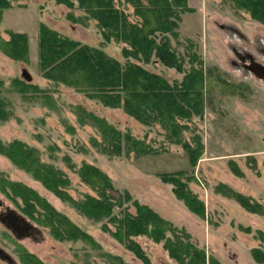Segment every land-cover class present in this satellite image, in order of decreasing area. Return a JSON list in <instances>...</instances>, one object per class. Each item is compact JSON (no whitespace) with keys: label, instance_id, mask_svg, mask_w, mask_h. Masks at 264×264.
I'll list each match as a JSON object with an SVG mask.
<instances>
[{"label":"rangeland","instance_id":"1","mask_svg":"<svg viewBox=\"0 0 264 264\" xmlns=\"http://www.w3.org/2000/svg\"><path fill=\"white\" fill-rule=\"evenodd\" d=\"M116 2L130 19H137L131 5ZM190 6L193 11L182 14L178 35L171 41L184 56L186 71L201 66L205 76L203 113L184 120L189 126L185 137L190 139L196 132L203 142V152L195 165L180 144L168 142L160 125L143 124L122 107L106 106L72 86L43 76L38 59L40 23L89 46L101 47L122 63L126 61L123 43L106 41L93 19L87 25L67 19L69 8L55 0H13L3 11L0 36L8 39V29L25 32L29 59L16 60L0 51V110L5 115L0 116V141L7 145L19 140L34 147L42 161L68 177L66 190L75 200L96 194L77 172L84 162L93 164L110 177L114 197L129 192L132 200L148 204L177 227L185 228L207 256H214L222 264H263L253 258L251 250L264 249V243L256 238L258 231L264 232V214L248 210L227 194L239 192L264 207V77H258L252 68L240 67V62L264 65V52L258 42L264 41V23L249 11L234 8L230 0H193ZM74 13L82 11L75 8ZM141 64L170 82L181 81L185 74L155 58ZM23 70L31 75L30 81L23 77ZM18 80L39 90L30 88L23 93ZM82 111L104 118L122 133L145 140L157 152L141 156L124 150L120 155L101 152L93 143L94 139L100 140V131L91 122L82 121ZM177 171L183 172L182 179L204 202L203 215L191 211L175 195L173 184L160 176ZM6 180L33 189L88 237L56 238L49 226L33 220L28 214L33 206L27 205L18 189H11ZM28 201L42 210L33 197ZM0 202L2 208L22 214L37 229L35 236L17 238L0 223V248L13 259L8 262L0 257V264H36V260L39 264H116L111 256L123 264H179L162 242L143 235L136 241L148 260L140 259L112 235L115 225L108 218L97 221L84 215L1 151ZM131 203L115 207L114 213L120 215L127 208L135 212Z\"/></svg>","mask_w":264,"mask_h":264},{"label":"trees","instance_id":"2","mask_svg":"<svg viewBox=\"0 0 264 264\" xmlns=\"http://www.w3.org/2000/svg\"><path fill=\"white\" fill-rule=\"evenodd\" d=\"M13 0H0V23L3 11ZM133 7L137 19L117 4L116 0H55L69 11L66 18L72 22L87 25L90 19L96 21L103 38L124 44L122 54L126 61L108 55L101 47H93L78 40L62 35L57 30L40 23L38 36L39 68L43 76L56 82H62L96 98L104 105L122 107L123 110L139 122L146 125H160L170 143L180 144L188 153L190 161L196 164L203 152V142L195 132L190 139L185 137L189 129L184 120L201 115L205 105L203 67H191L186 71L184 56L172 45V37L178 35L181 16L193 11L189 0H120ZM234 8L245 9L257 20L264 23V0H230ZM75 8L82 11L76 15ZM9 38L0 36V51L16 60L28 61L29 44L25 32L8 29ZM196 58V56H194ZM153 58L168 67L185 72L181 81L170 82L166 77L148 70L141 61L149 63ZM201 65L202 62L196 58ZM193 57L190 58V61ZM21 92L39 90L37 86L23 80L17 81ZM3 101L0 100V109ZM82 121L91 122L100 131V140L94 139V145L109 155H120L122 151L133 152L136 156L152 154L157 151L143 139L130 133H122L104 118L82 111ZM0 116L5 117L0 110ZM87 119V121H85ZM89 119V120H88ZM0 151L16 165L27 172L46 188L63 199L69 200L84 215L100 221L108 218L115 225L112 235L131 250L137 257L147 261V253L136 241L137 236H146L157 243H163L169 256L179 264H222L214 256H207L203 248L198 247L185 228L174 225L148 204L132 200L129 192L114 197L115 191L110 177L99 167L84 162L77 170L81 179L96 192L86 194L81 199H73L66 187L69 179L62 170L40 159L38 151L26 143L14 140L5 145L0 141ZM165 182L173 184V192L182 199L187 207L199 214L205 213L204 202L193 192L183 178V172L162 173ZM11 189L17 190L33 206L28 214L40 224L49 226L56 238L62 240L86 239L87 232L57 211L45 199L30 187L6 180ZM5 185V189L6 186ZM225 186V185H222ZM219 187V186H218ZM1 189L6 190L1 186ZM220 189V188H218ZM24 192H29L25 193ZM227 194V192H222ZM227 195L239 201L245 208L264 214V207L239 192ZM33 197L41 211L30 204ZM131 201L135 212L127 208L120 215L114 208ZM35 212V214H34ZM106 230L111 231L105 226ZM256 238L264 243V232L258 231ZM253 258L264 264V249L254 247ZM116 264H123L118 257L111 256ZM40 261L36 260V264Z\"/></svg>","mask_w":264,"mask_h":264},{"label":"flooded vegetation","instance_id":"3","mask_svg":"<svg viewBox=\"0 0 264 264\" xmlns=\"http://www.w3.org/2000/svg\"><path fill=\"white\" fill-rule=\"evenodd\" d=\"M258 42H259V44L261 43L262 47L260 49L264 52V41L259 39ZM244 58L247 59V56ZM240 65H241L240 67H242L244 69L252 68L253 72L258 77H264V65H262V64L248 65L245 62L244 63L240 62ZM20 216H23V215L18 213L15 210L9 208V207L2 208L1 202H0V223L1 224H3L7 229H9L13 233V235L16 236L17 238H22L25 236H31V237L35 236L36 231H37L35 226L26 218L25 219L29 222V224L33 225L34 227L30 226L29 224H23L20 221ZM23 217H25V216H23ZM7 225L10 226V228H8ZM1 250H3V249L0 248V251ZM5 254H7V253L5 252ZM1 256H3V255L0 253V257ZM7 256H8V258L7 257L6 258L2 257V258L7 260L8 262H13V259L8 254H7Z\"/></svg>","mask_w":264,"mask_h":264},{"label":"water","instance_id":"4","mask_svg":"<svg viewBox=\"0 0 264 264\" xmlns=\"http://www.w3.org/2000/svg\"><path fill=\"white\" fill-rule=\"evenodd\" d=\"M23 77L27 80V81H30L31 80V75L29 74V72L27 70H23ZM20 221L23 223V224H29V222L25 219V217L23 216H20ZM30 226L34 227L33 225L29 224ZM8 228H10V226L7 225ZM14 230V229H13ZM12 230V231H13ZM0 253L3 255L1 257H4V258H8L7 254H5V252L3 250L0 251Z\"/></svg>","mask_w":264,"mask_h":264},{"label":"crops","instance_id":"5","mask_svg":"<svg viewBox=\"0 0 264 264\" xmlns=\"http://www.w3.org/2000/svg\"><path fill=\"white\" fill-rule=\"evenodd\" d=\"M192 1H193V0H189V4H190V5L192 4Z\"/></svg>","mask_w":264,"mask_h":264}]
</instances>
